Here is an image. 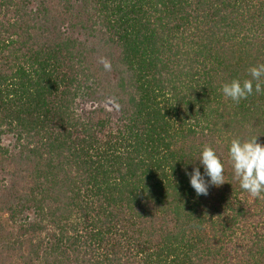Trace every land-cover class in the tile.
<instances>
[{
	"label": "trees",
	"instance_id": "16d2710c",
	"mask_svg": "<svg viewBox=\"0 0 264 264\" xmlns=\"http://www.w3.org/2000/svg\"><path fill=\"white\" fill-rule=\"evenodd\" d=\"M261 63L264 0H0V264H264L228 163L264 93L219 91ZM204 145L225 183L196 197Z\"/></svg>",
	"mask_w": 264,
	"mask_h": 264
},
{
	"label": "clouds",
	"instance_id": "9594fccd",
	"mask_svg": "<svg viewBox=\"0 0 264 264\" xmlns=\"http://www.w3.org/2000/svg\"><path fill=\"white\" fill-rule=\"evenodd\" d=\"M100 63L105 70H110V63L106 59L101 58ZM247 71L250 79L241 81L233 78L221 85L219 91L225 99L238 104L254 93H264V63L250 66ZM258 137H236L230 140L228 146L232 179L238 182L241 190L254 198L264 196V144L258 142ZM196 161L199 163L195 164ZM189 163L194 166L190 172L185 170V175L196 197L207 196L211 187L225 183L224 163L211 145H204L196 159Z\"/></svg>",
	"mask_w": 264,
	"mask_h": 264
}]
</instances>
